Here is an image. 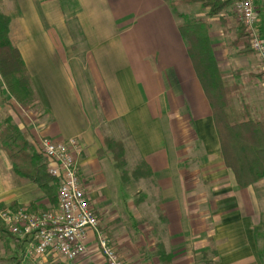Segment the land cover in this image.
<instances>
[{"label":"crops","instance_id":"0c3cea01","mask_svg":"<svg viewBox=\"0 0 264 264\" xmlns=\"http://www.w3.org/2000/svg\"><path fill=\"white\" fill-rule=\"evenodd\" d=\"M23 1L18 0L20 8L40 5L50 27L64 34L39 35L37 16L23 25L25 37L11 34L34 82L38 104L48 111L47 121L41 114L31 121L35 133L36 121L42 126L40 134L54 141L80 140V176L109 237L119 222L136 216L152 223H146L149 241L141 242L143 253L131 239V246H119L125 263L202 264L213 247L216 256L208 258L215 264H264L260 239L264 179L242 189L226 166L212 107L182 36L177 8H200L188 22L205 21L209 31L221 21L209 33L215 58L229 73L238 66L248 69L250 88L252 81L261 80L253 71L258 59L254 54L241 55L243 49L232 46L237 29L223 19L225 13L209 16L211 6L204 4L208 0H30L29 6H25L28 0ZM254 3L256 26L264 39V0ZM55 8H63L61 16ZM74 19L81 38L69 33L68 23ZM1 81L0 77V85ZM247 93L252 97L250 90ZM6 96L0 88V126L11 116L24 127L18 108L13 112ZM106 139L124 144L126 160L133 155L137 164L145 162L151 168L152 176L140 181L143 199L132 202L142 215H137L136 207L132 212L130 203L109 192L99 194L95 188V184L108 187L102 158L106 163L110 158L117 169L105 151ZM150 187L153 197L146 192ZM0 207L34 212L55 208L33 184L16 183L12 164L1 149ZM8 239L9 259L21 264H106L93 238L87 252L73 262L57 257L27 260L12 237Z\"/></svg>","mask_w":264,"mask_h":264},{"label":"trees","instance_id":"16d2710c","mask_svg":"<svg viewBox=\"0 0 264 264\" xmlns=\"http://www.w3.org/2000/svg\"><path fill=\"white\" fill-rule=\"evenodd\" d=\"M204 4L211 6L208 15L213 17L223 14L227 7H231L232 2L208 0ZM10 23L11 18L0 13V76L16 102L28 107L36 102L35 86L19 49L11 39ZM185 23L181 26V33L212 107L222 156L226 166L234 173L238 186L242 189L247 188L264 179V113L253 117L252 107L241 97V84L237 80L232 82L226 80L210 42V24L205 21ZM236 23V39L232 46L243 49L240 51L241 55L254 54L244 24L239 20H236ZM239 100L240 109L236 106ZM30 137V130L15 124L12 117L8 116L0 126V149L5 152L12 164V174L16 183L19 186L33 184L48 198L50 204L56 207L60 180L49 174L47 158L37 151ZM105 150L112 154L117 169L126 166L122 142L106 139ZM151 176V168L145 162H141L133 171V177L138 180ZM3 232L7 233L5 230ZM12 239L17 248L22 250V243L13 237ZM212 249L213 247L210 252L204 254L202 264H215L208 258L210 254L216 256V251ZM16 261L15 264H21V260Z\"/></svg>","mask_w":264,"mask_h":264},{"label":"built area","instance_id":"2783aa9c","mask_svg":"<svg viewBox=\"0 0 264 264\" xmlns=\"http://www.w3.org/2000/svg\"><path fill=\"white\" fill-rule=\"evenodd\" d=\"M224 1L232 2L231 8L244 24L264 79V39L256 26L254 0ZM33 144L47 158L49 174L59 179L60 185L57 206L53 209L34 212L22 207L0 208L1 226L22 243L24 258L41 261L57 257L73 262L87 252L93 238L106 264H126L102 230L101 220L84 187L78 165L79 139L37 138Z\"/></svg>","mask_w":264,"mask_h":264},{"label":"rangeland","instance_id":"374dc122","mask_svg":"<svg viewBox=\"0 0 264 264\" xmlns=\"http://www.w3.org/2000/svg\"><path fill=\"white\" fill-rule=\"evenodd\" d=\"M21 2H24V1L21 0ZM26 3H27V5H25V6H29L30 0H28V2H26ZM39 7H40V5L38 6V4H35V8H20V6L18 4V0H2L0 2V13L11 18L10 36H11L12 40H14L12 35H11L12 32H13V36H15L16 39H19V37H25L24 36L25 34L22 33L24 30L23 25L26 22L28 23L29 20L32 21L36 16L39 18V19L37 17L35 18L37 21V24H38L39 35H41V36L48 35V37L50 36V37H58V38L63 37L64 34H62L61 30H59L57 28L50 27V23H48L42 8H39ZM55 9H57V12L59 13L58 15L61 16V11L63 10V8H55ZM177 10L181 11L180 13H178V19L182 22L181 24L184 25V24H186L185 22L188 23L190 16L192 17V15L199 12V10H201V9L200 8H177ZM191 10H193V14L191 13ZM224 13H225L224 19L229 21L228 24H232L233 28L236 29V26H237L236 20H239V17L234 12V9L231 7L226 8L224 10ZM182 15H183V17L185 16V18H183ZM31 16L33 18H31ZM76 24H77L76 19H74L68 23V25L70 27L69 33L74 37V39H77L79 37L81 38L80 32L76 28ZM216 25H221V21H217L214 25L212 24L213 27H215ZM213 27L211 28L209 33L212 32ZM11 28H12V30H11ZM25 31L27 32L28 28H26ZM230 31L231 30L229 29L228 32H230ZM212 41L213 40L211 38V43H212ZM13 43H14V41H13ZM249 44H250V40H249ZM14 45H15V43H14ZM246 55H247L246 57H248L249 55H252V54L247 53ZM21 56H22V53H21ZM251 57L252 56H249L248 58H251ZM22 58H23V56H22ZM23 60H24V58H23ZM24 63L27 67L25 60H24ZM256 63H257V65H256ZM253 64H254L253 67L256 66L255 68H253V71L257 74V78L261 76L260 77L261 80L252 81L253 83L251 82V85L252 84L255 85L254 88H257L258 91L255 89L253 90L251 85H250V88L248 86L249 78H248V75L246 74V72L249 71L248 69H243L242 66H238V68H236V69L232 68V70L233 69L234 70L231 73H229V71L227 69H225V65H223V67L221 66V69L223 70V72L225 74V78L227 81L231 82V79H232V81L237 80V82H239L241 84V91H242L241 97H242V99L244 100V102H249V105L252 107V116L258 117L260 114L264 113V103H263V105L261 103V99L264 96V94H263L264 93V79H263V75H262V73L260 71V67H259L260 62L258 60H256V62H253ZM231 67H234V66H231ZM27 69H28V67H27ZM28 74L31 77L29 70H28ZM1 85H0V88L2 90H4V92L7 95L4 100H9L8 105H10V107H11V108L10 107L9 108L13 112H16L14 107L18 108V111H19V112H17L18 116H21L20 118H21L22 123L24 125V127H22V128H27L28 130H29V128L32 129V132H30L31 140L33 142L37 138H43V139L47 138V139L53 140L48 136H44L42 133L40 134L39 131H40V127H42V126H40V124H38V123L36 124V121H35L34 125L37 129V132L39 133V134L38 133L36 134L35 128H34L33 124L31 123V121L35 120V118L37 116H39V114L44 116V118H46V116L48 114V111H46L42 107L41 104H38V95H37L36 89H35V92H36L35 104L29 105L28 107H23L20 104H18L16 102V100L9 94L8 89L5 86L6 84L4 83L3 80L1 81ZM249 90L252 92V97L251 96L249 97L250 92L247 93ZM240 101L241 100L236 102L237 107L240 105L239 104V103H241ZM250 103H252V104L254 103V104L251 105ZM253 106H254V108H253ZM259 111H262V112H259ZM47 120H48V118H46V121ZM33 133H35V134L33 135ZM166 134H167V138H168L167 139L168 148L170 150L171 136L167 132H166ZM79 143H80V140H79ZM80 146H81V154H80L79 158L82 157V153H83L81 143H80ZM106 152L109 153L111 158H112V154L108 151H106ZM170 152H171V150H170ZM131 156L132 157L129 160H126V157H125L126 166L121 168V169L113 168L110 158L107 159V163L102 158L100 161V165L102 167H104V169H105L104 172L107 173V175L105 174V176L107 177L106 185L108 184V187L99 188V185L95 184V188H97V192L99 194H105L106 192H109V194H112V195L119 197L121 199V201L123 200L124 203H130L129 207L131 208V210L133 212V209H134L133 207L137 208L138 204H136V206H134V204L132 202H136L138 200L143 199L144 195L142 193V187H141V182H140L141 179H139V180L135 179L133 177V172H131L132 169L138 168L141 165V162L139 161L140 163L137 164L133 155H131ZM106 164H107V166H106ZM135 164H137L136 165L137 167L134 166ZM91 184H93V183L91 182ZM104 184H105L104 181L100 182V185H104ZM88 188L90 190H92V186H90ZM147 191L149 192L150 197L155 196L154 189H152L151 187L148 190H146V192ZM87 192H88V190H87ZM0 208H2V207H0ZM136 213H137V215L138 214L142 215L143 210H141L139 207V209L137 208ZM136 218H137V216H136ZM136 218H134V219L132 218V220L131 219L124 220L121 224H119L120 223L119 222L118 227H117L118 228L117 231L115 233L112 232L113 238L109 237L113 241L112 243L117 248V252L123 261H124V259L122 257L121 249H119V246H120V248H122V246L124 248L131 246L132 245L130 243V239H131L134 241V245H136L137 249L141 250V253H143L144 247H141L142 246L141 242H144L145 244H147L149 241V237L147 236V233L149 230H147V228L150 225H146V223H148V222H149V224H152V223H150V221H148V220H143V219H139V218L136 219ZM0 225H1V222H0ZM0 229L2 230L4 228L1 226ZM140 235H143V239L141 238ZM0 236H1V239H0V264H15L16 260L9 259L11 254L8 252V249L6 248L9 244H11V243H9V241H10L8 239L9 236H6V234H2V233ZM129 236H131L132 238H130ZM260 239H261V249L264 253V230L260 234ZM145 246H148V245H145ZM22 264H34V263L23 261ZM40 264H42V263H40Z\"/></svg>","mask_w":264,"mask_h":264}]
</instances>
